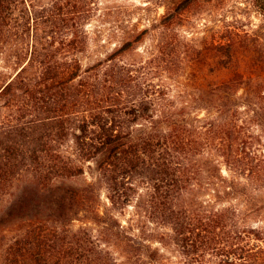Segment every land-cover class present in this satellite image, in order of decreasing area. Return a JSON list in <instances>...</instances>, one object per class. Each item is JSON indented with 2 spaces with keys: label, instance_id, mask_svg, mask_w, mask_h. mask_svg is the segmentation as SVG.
<instances>
[{
  "label": "trees",
  "instance_id": "trees-1",
  "mask_svg": "<svg viewBox=\"0 0 264 264\" xmlns=\"http://www.w3.org/2000/svg\"><path fill=\"white\" fill-rule=\"evenodd\" d=\"M228 1L160 0L157 23L82 67L94 0H0V264H113L99 238L72 227L81 218L140 250L135 264H166L112 231L123 225L99 209L97 181L110 208L143 182L148 212L189 232L180 241L198 263L264 264V230L244 217L264 211V0H249L253 27L235 17L203 47L184 35L201 5L212 18ZM184 60L192 90L175 97ZM195 188L208 190L204 213L177 201ZM235 199L247 213L224 204Z\"/></svg>",
  "mask_w": 264,
  "mask_h": 264
},
{
  "label": "rangeland",
  "instance_id": "rangeland-1",
  "mask_svg": "<svg viewBox=\"0 0 264 264\" xmlns=\"http://www.w3.org/2000/svg\"><path fill=\"white\" fill-rule=\"evenodd\" d=\"M233 1H236V3ZM91 5L90 16L84 23L87 31V46L84 51L76 53V57L79 58L82 67L91 65L98 59H103L108 52L120 44L119 41L125 31L136 26L144 28L157 23L164 11L160 5V0H94ZM201 7L200 12L192 19L194 21L193 27L184 32V35L193 41V45H199L200 47L204 46V41L201 39L218 30L219 24H229L234 21L235 17L245 27H253L259 21V16L249 4V0H230L220 8H217L211 16L212 18L208 15L206 5L203 4ZM150 41L151 38L148 34L145 46L150 44ZM142 49H145L144 45H140L138 51L141 52ZM136 53V51L132 53L133 58L141 59L142 56V59H145L147 56L146 53H141L142 55H137ZM185 64L184 68H180L174 73L175 86L172 84L169 89L170 94L175 97L179 90L186 89L187 92L192 90L188 76L193 69L188 65V61L184 60L183 65ZM208 72L207 65L205 63L204 65L202 64L198 73L199 83L205 82ZM154 81H159L156 76ZM198 113L203 115L204 111H198ZM87 170L88 168H86L85 174L88 180H91V173ZM196 177V181L204 183L202 176L198 174ZM93 180L97 181V179ZM96 184L100 194L99 209L101 211L108 210L116 218V224L120 222L123 225L121 228L116 226L112 231H117L118 227V231H124L126 236L133 237L140 243L149 246L152 250L158 251L166 264H204V262H196L191 254H184V246H182L180 238L188 235V231H178L167 214L161 216L160 214H150L148 212L145 198L141 199L140 197V194L144 193L145 190L143 182H138L136 190L129 198L127 204L121 207L118 205L114 208H110L109 190L106 184L103 181H97ZM208 198V190L205 188L197 190L195 188L194 191L181 195L177 201L187 209L197 208L200 209V213H204L211 208V205L207 202ZM195 201L198 203H195ZM224 204H233L238 206L240 211L245 210L240 199L230 200V202ZM245 211L246 213L248 212L247 210ZM244 217L247 221L246 223L253 225L259 231L264 230V211L253 212ZM72 227L74 229L84 228L92 236L95 235L99 238V243H101L102 247L109 250L113 264H135L138 261V257L142 255L139 253L140 250L130 248L126 242L115 237L111 230H105L101 224L88 218L74 220ZM187 248L185 247V249Z\"/></svg>",
  "mask_w": 264,
  "mask_h": 264
}]
</instances>
